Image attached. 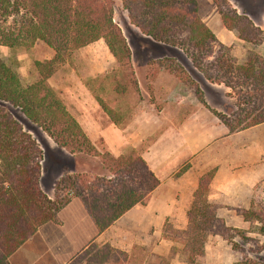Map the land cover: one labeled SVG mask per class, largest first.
Returning a JSON list of instances; mask_svg holds the SVG:
<instances>
[{
	"label": "trees",
	"instance_id": "obj_1",
	"mask_svg": "<svg viewBox=\"0 0 264 264\" xmlns=\"http://www.w3.org/2000/svg\"><path fill=\"white\" fill-rule=\"evenodd\" d=\"M121 1L130 22L141 33L155 42L182 49L208 81L227 87L226 95L234 99L235 106L230 113L209 107L201 94L199 100L230 132L264 122V59L251 54L238 62L232 47L221 43L202 21L196 0ZM212 1L226 29L235 31L245 42L264 43L263 31L248 15L239 13L226 0ZM99 39L104 40L118 66L130 67V48L113 20V0H0V45L29 47L40 40L53 50L50 59L34 61L37 78L26 84L20 79L16 60L4 59L0 54V264H9V256L39 226L57 222V212L72 197L81 199L101 232L133 205L143 204L159 184L137 149L119 156L98 151L48 82L72 51ZM163 59L159 60L161 66L180 81L188 80L173 58ZM95 99L114 124L122 121L119 111L101 97ZM4 104L20 111L29 123L70 154L100 157L109 176L83 173L62 178L55 187V197L49 198L39 183V147ZM189 167L184 164L175 175ZM214 172L212 168L199 177L187 210L188 225L181 239L187 264L203 258L206 237L218 222L217 206L207 199ZM63 183L66 193L59 190ZM242 216L264 224L261 213L253 209L242 211ZM258 232L264 235V226ZM118 251L109 245L98 247L91 243L75 260L110 263L111 255Z\"/></svg>",
	"mask_w": 264,
	"mask_h": 264
},
{
	"label": "crops",
	"instance_id": "obj_2",
	"mask_svg": "<svg viewBox=\"0 0 264 264\" xmlns=\"http://www.w3.org/2000/svg\"><path fill=\"white\" fill-rule=\"evenodd\" d=\"M230 1L238 12L240 7L244 8L240 0ZM196 3L202 21L221 43L232 47V53H239L243 49L247 53L255 48L249 45L257 44L243 41L235 31L224 27L212 0H196ZM246 15L264 35L263 25L257 24L250 13ZM260 18L264 21V9ZM257 46L258 49H264L261 45ZM258 49L254 50L260 53ZM175 79L180 80L176 75ZM203 79L210 83L204 77ZM172 90L168 86L167 98L173 99L174 105L169 107L167 113L171 115L167 131L158 135L145 150L139 151L159 180L145 202L133 205L106 229L98 232L81 199L72 197L57 212L58 221H47L39 226L9 256V264H86L85 260L78 262L75 259L91 243H96L98 247L109 245L125 252L133 243L151 245L154 253L166 255L169 247L164 249L160 244L162 241L158 243L155 240L165 223L170 222L175 228H185L188 225L187 210L193 192L198 186L199 177L209 168H215V172L209 183L207 199L219 204L217 218L222 219V225H232L239 229L251 222L259 223L257 220H244L242 211L255 210L257 203L264 206V122L230 132L200 100H188L180 97V94L175 96V92L171 93ZM92 103L95 105L97 102L92 99ZM152 110L153 113H149V109L137 112L136 123L130 126V130H135V133L128 135L120 132L115 126L117 124L103 110L104 116H100V121L95 113L89 111L83 115L71 114L95 146L96 140L103 141L111 148L113 156H119L123 154L122 148L125 146L139 150L143 140L153 133L150 131L156 130L151 119L156 112L154 108ZM98 111L100 110L96 113ZM105 116L110 120L108 124L102 122V117L105 119ZM43 160L46 167V156ZM186 163L190 167L181 175H175ZM43 168L42 162V173ZM47 195L50 198L53 196ZM231 211L239 212L233 214ZM213 237L224 241L217 234ZM208 248V243L205 242V255H208ZM178 259V255L175 256L172 264H181Z\"/></svg>",
	"mask_w": 264,
	"mask_h": 264
},
{
	"label": "rangeland",
	"instance_id": "obj_3",
	"mask_svg": "<svg viewBox=\"0 0 264 264\" xmlns=\"http://www.w3.org/2000/svg\"><path fill=\"white\" fill-rule=\"evenodd\" d=\"M226 1L233 7L230 0ZM240 2L244 8L240 7L239 13H250L256 23H261L264 27V21L260 18L264 9V0H240ZM113 20L121 29L130 48V67L117 65L103 39L72 51L48 79L49 84L63 100L70 113L83 115L86 111L93 112L100 121V116H104V113L98 103L95 105L92 103V99L97 102L95 96H99L110 107L120 112L123 119L115 126L120 132L128 135L135 133V130H130V126L136 123L137 112L149 109V113H153L154 108L156 113L151 116V119L156 130H151L150 132L153 133L143 140L138 150L141 152L149 147L158 135L167 131L168 120L171 119V115L167 113L169 107L174 105L173 99L167 98L168 86L173 88L171 93L175 92V96L180 94V97L188 100L199 101L201 94L208 106L219 112L227 114L235 109L234 99L226 95L228 89L223 83L211 81L206 83L203 74L194 67L180 48L155 42L141 33L130 22L121 0H113ZM258 45L264 47V43ZM243 46L246 48V45ZM249 46L255 48L252 47L253 49L247 53L244 49L239 53H233L238 62H244L249 56L251 57V54L259 55L264 59V49H258L257 45ZM254 49L261 52L258 53ZM0 54L4 59L16 60L20 79L26 84L37 78L34 61L50 59L53 56V50L39 40L29 47L0 45ZM163 58H173L187 73L188 80L182 82L175 79V75L159 63V60ZM163 60L166 64L170 63ZM4 106L7 108L6 111L11 109L7 104ZM162 109H164L163 112H161ZM97 110H100L99 113H96ZM11 111L16 121L34 138L39 147L38 158L41 168L42 162L44 164V173L40 172L39 183L46 195H53L51 199L55 197L57 192L55 187L62 178L83 173L89 176H109L100 157L70 154L64 148L57 146L38 126L29 123L20 111L17 109H11ZM102 122L108 124L110 120L105 116V119L102 117ZM95 147L101 153L108 152L112 155L111 148L103 141L96 140ZM130 149V146L123 147V154L128 153ZM45 156L48 160L46 167L43 160ZM65 186L64 183L60 185V193L67 192L64 191L67 189ZM214 204L219 206L217 203ZM258 204L255 206V211L260 212L261 218L264 219V209ZM231 212L235 214L239 211ZM262 226H264L262 222H251L245 228L238 229L232 225H222V219L218 218V222L210 230L212 233L206 237V243L209 246L208 255H205L204 251L203 258L195 264H264V235L258 232ZM183 229L185 228L173 227L170 222L165 223L161 229L155 241L158 243L162 241L160 244L164 246V249L169 247L166 255L154 253L151 245L133 243L127 252L119 250L112 254L110 264H172V259L177 255L179 263L187 264L181 241ZM153 232L154 229L151 230V233ZM216 234L224 241L215 240L213 236ZM227 248H230L229 252Z\"/></svg>",
	"mask_w": 264,
	"mask_h": 264
}]
</instances>
